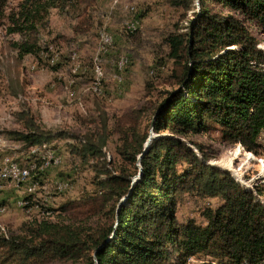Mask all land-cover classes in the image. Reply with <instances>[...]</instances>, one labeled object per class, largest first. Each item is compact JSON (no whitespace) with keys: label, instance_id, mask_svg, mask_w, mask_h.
I'll return each instance as SVG.
<instances>
[{"label":"trees","instance_id":"obj_1","mask_svg":"<svg viewBox=\"0 0 264 264\" xmlns=\"http://www.w3.org/2000/svg\"><path fill=\"white\" fill-rule=\"evenodd\" d=\"M69 1L20 0L6 13V0H0V26L7 22L8 32L22 37L14 44L19 58L43 53L38 31L51 9ZM75 1L86 7L93 2ZM163 2L186 22L174 25L164 40L172 90L163 93L148 125L143 108L118 127V167L107 162L110 132L103 113L100 132L81 138L43 131L28 114L26 131L8 133L26 149L73 140L70 152L89 164L95 192L59 208L75 211L69 222L40 221L24 225L21 235L1 237L2 264H187L193 257L214 264H264V182L241 186L233 178L236 169L212 163L232 176L210 166L211 150L189 139L212 135L264 161V0H197L198 7L196 0ZM208 3L240 14L263 40L244 20L219 15ZM151 132L155 138L144 152ZM138 164L141 176L133 183ZM42 165L37 161V169ZM188 195L219 201L204 209L203 225L177 220ZM80 213L97 220L80 223L75 216Z\"/></svg>","mask_w":264,"mask_h":264},{"label":"rangeland","instance_id":"obj_2","mask_svg":"<svg viewBox=\"0 0 264 264\" xmlns=\"http://www.w3.org/2000/svg\"><path fill=\"white\" fill-rule=\"evenodd\" d=\"M19 1L6 0L5 12L15 9ZM207 6L219 15L244 20L252 34L263 40L240 14L213 3ZM180 14L163 0H93L89 7L70 0L64 7L51 9L46 27L39 29L37 39L43 53L22 58L14 47L22 37L10 34L7 22L0 26V178L6 180L0 182V238L21 235L24 225L40 221L69 222L75 211L63 213L59 208L95 192L89 164L70 152L73 140H54L48 146L26 149L8 133L26 131L23 115L28 114L43 131L81 138L100 132L103 113L110 132L105 148L107 162L112 168L118 167V127L143 108L144 126L148 125L163 93L172 90V61L164 40L174 31V25L186 27ZM189 139L211 150L210 163L218 161L226 169H236L239 181L230 171L215 166L229 172L241 186L252 189L264 182L262 159L251 157L238 146L221 143L212 135ZM28 150L39 152L43 165L38 169ZM14 167L28 173L27 181L19 183L11 173ZM27 197L30 200L25 202ZM218 203L217 199L185 196L177 208V220L203 225L204 209ZM75 216L87 225L97 220L85 213ZM187 264L214 263L193 257Z\"/></svg>","mask_w":264,"mask_h":264},{"label":"built area","instance_id":"obj_3","mask_svg":"<svg viewBox=\"0 0 264 264\" xmlns=\"http://www.w3.org/2000/svg\"><path fill=\"white\" fill-rule=\"evenodd\" d=\"M133 31H134V21H133V30H132V32H133ZM128 63H129V60H127V65H128ZM96 81H97V80H94L93 85L96 84ZM28 152H29V154H30L32 157H34V159H35L36 161H41V158H40L39 152H31V151H29V150H28ZM54 161H58V159H54ZM34 164H35V163H34ZM11 173H14V175H15L16 177L19 178V183H23V182L27 181V173L19 172L17 169H15V167L11 170ZM0 182H6V180H5L4 178H0ZM34 187H35V185H33L32 187H30V188L28 189L29 194L32 193ZM0 209H1V208H0Z\"/></svg>","mask_w":264,"mask_h":264},{"label":"water","instance_id":"obj_4","mask_svg":"<svg viewBox=\"0 0 264 264\" xmlns=\"http://www.w3.org/2000/svg\"><path fill=\"white\" fill-rule=\"evenodd\" d=\"M196 5L198 6V3H197V0H196ZM253 42H256V41H253ZM257 44V43H256ZM258 46V45H257ZM259 47V46H258ZM155 138V136L153 135V133L151 132L150 133V135H149V138L147 139V141H146V143H145V145H144V152L147 150V148H148V146H149V144H150V142L152 141V139H154ZM240 147V146H239ZM241 148V147H240ZM242 149V148H241ZM251 157H253V155L252 154H250V153H248ZM142 155L143 154H141L139 157H138V162H139V160H140V158L142 157ZM209 165L210 166H212V167H215V165H213L212 163H209ZM138 169H139V171H138V174L133 178V180H132V182L134 183L136 180H138L139 178H140V176H141V168H140V166H139V164H138ZM236 180V179H235ZM237 181V180H236ZM238 182V181H237ZM125 201V198L122 200V202H124ZM119 207H120V205L118 206V208H117V210L119 209ZM95 264H97V263H95Z\"/></svg>","mask_w":264,"mask_h":264},{"label":"bare ground","instance_id":"obj_5","mask_svg":"<svg viewBox=\"0 0 264 264\" xmlns=\"http://www.w3.org/2000/svg\"><path fill=\"white\" fill-rule=\"evenodd\" d=\"M108 37V36H107ZM112 39V38H111ZM112 42V41H111ZM108 45V44H107ZM107 47V46H106ZM102 48V47H101ZM126 58V57H125ZM124 60V59H123ZM121 64V63H120ZM122 70V69H121ZM15 169H16V167H15ZM18 170V169H17ZM19 172H22V171H20V170H18ZM22 173H27V172H22ZM27 175H28V173H27ZM2 210V209H1Z\"/></svg>","mask_w":264,"mask_h":264}]
</instances>
